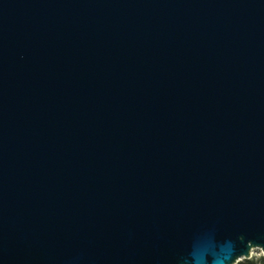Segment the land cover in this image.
<instances>
[{"label": "water", "instance_id": "water-1", "mask_svg": "<svg viewBox=\"0 0 264 264\" xmlns=\"http://www.w3.org/2000/svg\"><path fill=\"white\" fill-rule=\"evenodd\" d=\"M264 257V0H0V264Z\"/></svg>", "mask_w": 264, "mask_h": 264}, {"label": "rangeland", "instance_id": "rangeland-1", "mask_svg": "<svg viewBox=\"0 0 264 264\" xmlns=\"http://www.w3.org/2000/svg\"><path fill=\"white\" fill-rule=\"evenodd\" d=\"M248 262H252L253 264H264V257L261 250L253 249L248 259H241L236 264H248Z\"/></svg>", "mask_w": 264, "mask_h": 264}, {"label": "trees", "instance_id": "trees-1", "mask_svg": "<svg viewBox=\"0 0 264 264\" xmlns=\"http://www.w3.org/2000/svg\"><path fill=\"white\" fill-rule=\"evenodd\" d=\"M248 264H253L252 262H248Z\"/></svg>", "mask_w": 264, "mask_h": 264}, {"label": "bare ground", "instance_id": "bare-ground-1", "mask_svg": "<svg viewBox=\"0 0 264 264\" xmlns=\"http://www.w3.org/2000/svg\"><path fill=\"white\" fill-rule=\"evenodd\" d=\"M259 250V249H258Z\"/></svg>", "mask_w": 264, "mask_h": 264}]
</instances>
